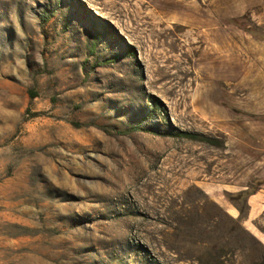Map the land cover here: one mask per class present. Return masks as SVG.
I'll list each match as a JSON object with an SVG mask.
<instances>
[{
    "label": "rangeland",
    "instance_id": "374dc122",
    "mask_svg": "<svg viewBox=\"0 0 264 264\" xmlns=\"http://www.w3.org/2000/svg\"><path fill=\"white\" fill-rule=\"evenodd\" d=\"M251 193L264 0H0V264H264Z\"/></svg>",
    "mask_w": 264,
    "mask_h": 264
},
{
    "label": "crops",
    "instance_id": "0c3cea01",
    "mask_svg": "<svg viewBox=\"0 0 264 264\" xmlns=\"http://www.w3.org/2000/svg\"><path fill=\"white\" fill-rule=\"evenodd\" d=\"M249 195H251L249 198V203H250L249 221H250L252 218H254L257 215H260L261 212L264 211V196H260V194H254V193H251ZM257 195H259L262 198H260L258 196V198H259L258 203L255 204L252 202V200ZM260 200H262V201L260 202ZM251 231L257 237V239L260 241V243L264 246V231H261L260 229H251Z\"/></svg>",
    "mask_w": 264,
    "mask_h": 264
},
{
    "label": "trees",
    "instance_id": "16d2710c",
    "mask_svg": "<svg viewBox=\"0 0 264 264\" xmlns=\"http://www.w3.org/2000/svg\"><path fill=\"white\" fill-rule=\"evenodd\" d=\"M183 135H185L186 137H189L191 139H196V137H198V135L196 134H191V133H183Z\"/></svg>",
    "mask_w": 264,
    "mask_h": 264
}]
</instances>
